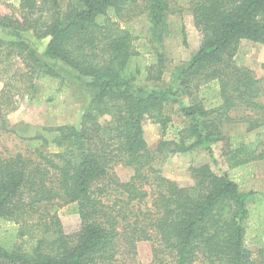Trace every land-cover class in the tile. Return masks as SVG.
Instances as JSON below:
<instances>
[{
    "label": "trees",
    "instance_id": "1",
    "mask_svg": "<svg viewBox=\"0 0 264 264\" xmlns=\"http://www.w3.org/2000/svg\"><path fill=\"white\" fill-rule=\"evenodd\" d=\"M15 1L20 16H0V138L24 148L0 146V264H143L142 242L149 264H264V60L260 75L238 59L243 41L264 46V0ZM187 17L200 47L167 71L166 42L188 47ZM75 89L76 124L7 118L22 100L54 113ZM147 121L160 125L155 150ZM232 125L245 133L228 135ZM198 150L212 163L191 168L190 184L156 167ZM64 207L80 217L75 231Z\"/></svg>",
    "mask_w": 264,
    "mask_h": 264
},
{
    "label": "rangeland",
    "instance_id": "2",
    "mask_svg": "<svg viewBox=\"0 0 264 264\" xmlns=\"http://www.w3.org/2000/svg\"><path fill=\"white\" fill-rule=\"evenodd\" d=\"M189 0H182V3H187ZM0 16H20L19 5L15 0H0ZM175 23H178L177 16L173 17ZM187 24L188 47L182 45L180 37L175 36L166 42L164 48L166 56L167 71L180 62L187 61L199 49L201 42L200 33L194 28L191 18H185ZM135 28L139 37L149 38L148 21L146 18H139L131 23ZM2 33L0 32V35ZM141 40L136 43V47L140 51H144L149 45L150 39ZM33 44L40 52H43L46 47L47 40L32 39ZM239 64L254 69L258 74H262L261 64L264 60V46L250 41H243L238 53ZM168 78V74H167ZM5 80L0 79V92L3 90ZM75 92V93H74ZM81 97L76 89L68 94L63 103L58 106L54 113H51V108L44 104L40 107L22 100L19 109L12 112L7 118L11 125L21 124L22 126L32 125L35 127H52L63 124H76L80 117ZM145 137L149 147L155 150L162 140L160 125L147 121L145 125ZM228 135H242L245 133V128L242 125H232L228 127ZM256 139L254 134L250 135L248 140ZM260 139L264 141V130L260 133ZM248 141V142H249ZM0 146L8 148L11 152H17L24 148L21 143L11 135H6L0 138ZM214 155L220 162L222 160V144L216 145L213 148ZM212 159L206 151H195L186 155L163 156L156 163L157 169L161 170L163 175L171 180L182 184H190V170L193 167H198L203 164H211ZM117 173L122 177H127L132 174L131 170L119 167ZM258 183L261 189H264V167L260 169L258 175ZM62 223L67 232L75 231L80 225V217L77 214L70 213L69 209L64 207L59 212ZM138 260L140 263L149 264L153 260L152 246L148 242H142L138 245Z\"/></svg>",
    "mask_w": 264,
    "mask_h": 264
}]
</instances>
